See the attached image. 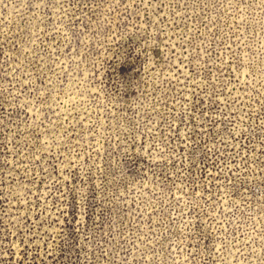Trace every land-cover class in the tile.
Masks as SVG:
<instances>
[{
  "label": "rangeland",
  "instance_id": "1",
  "mask_svg": "<svg viewBox=\"0 0 264 264\" xmlns=\"http://www.w3.org/2000/svg\"><path fill=\"white\" fill-rule=\"evenodd\" d=\"M0 264H264V0H0Z\"/></svg>",
  "mask_w": 264,
  "mask_h": 264
}]
</instances>
